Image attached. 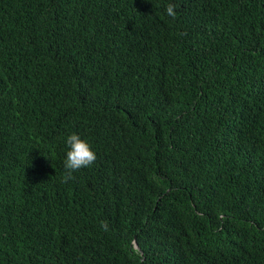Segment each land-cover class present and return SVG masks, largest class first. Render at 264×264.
<instances>
[{"label":"trees","instance_id":"1","mask_svg":"<svg viewBox=\"0 0 264 264\" xmlns=\"http://www.w3.org/2000/svg\"><path fill=\"white\" fill-rule=\"evenodd\" d=\"M0 264H264V0H0Z\"/></svg>","mask_w":264,"mask_h":264},{"label":"clouds","instance_id":"2","mask_svg":"<svg viewBox=\"0 0 264 264\" xmlns=\"http://www.w3.org/2000/svg\"><path fill=\"white\" fill-rule=\"evenodd\" d=\"M175 5L169 3L166 7V13L168 16L175 19L177 13L174 10ZM66 144L69 150L66 153V159L64 161V166L66 169L65 176L63 177V182L67 183L69 180L74 179L73 173L82 169L87 168L92 165L96 159V153L92 150L91 145L78 134H71L67 137ZM101 227L107 231L108 223L102 222Z\"/></svg>","mask_w":264,"mask_h":264},{"label":"water","instance_id":"3","mask_svg":"<svg viewBox=\"0 0 264 264\" xmlns=\"http://www.w3.org/2000/svg\"><path fill=\"white\" fill-rule=\"evenodd\" d=\"M134 248H136V246L134 245Z\"/></svg>","mask_w":264,"mask_h":264}]
</instances>
